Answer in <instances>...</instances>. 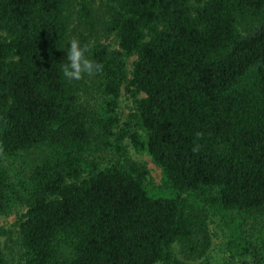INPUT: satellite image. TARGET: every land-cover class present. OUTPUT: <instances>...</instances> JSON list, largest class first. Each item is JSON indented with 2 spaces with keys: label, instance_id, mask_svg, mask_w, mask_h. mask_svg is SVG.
Here are the masks:
<instances>
[{
  "label": "trees",
  "instance_id": "1",
  "mask_svg": "<svg viewBox=\"0 0 264 264\" xmlns=\"http://www.w3.org/2000/svg\"><path fill=\"white\" fill-rule=\"evenodd\" d=\"M72 38L103 72L63 76ZM14 211L0 264H212L217 228L218 264H264V0H0V217Z\"/></svg>",
  "mask_w": 264,
  "mask_h": 264
},
{
  "label": "rangeland",
  "instance_id": "2",
  "mask_svg": "<svg viewBox=\"0 0 264 264\" xmlns=\"http://www.w3.org/2000/svg\"><path fill=\"white\" fill-rule=\"evenodd\" d=\"M106 43L110 45V47H116V41L113 38V36H110L108 39H104ZM134 58V56H131L128 58V69L130 68V62ZM119 105L121 110V118L125 119L129 111H131L133 102L131 100V97L128 93L124 91V89L121 90V95L119 98ZM128 150L130 154L137 159L138 161L144 162L147 169L149 170V181H148V189L150 193H156L160 190V183H161V168L155 164L149 155H147L145 152H137L136 149L132 146V144L128 143ZM33 154V153H32ZM35 155L33 154L34 157ZM19 211H21V208H19ZM18 211H14L8 215H4L0 217V224L8 225L15 221L16 216L18 215ZM211 226V225H210ZM213 226V225H212ZM225 237H223L221 231L219 228H217L216 232L213 235L212 238V244L209 249V253L211 255V261L212 264H218L222 262V257L226 256L225 250H224V242ZM199 260L195 261H189V264H198Z\"/></svg>",
  "mask_w": 264,
  "mask_h": 264
},
{
  "label": "clouds",
  "instance_id": "3",
  "mask_svg": "<svg viewBox=\"0 0 264 264\" xmlns=\"http://www.w3.org/2000/svg\"><path fill=\"white\" fill-rule=\"evenodd\" d=\"M89 46L82 44L77 38H72L66 52V63L62 65V74L68 80H81L85 75L93 76L103 72L102 63L94 61L88 55ZM203 132H196L195 139L203 138ZM201 145L194 141L192 152L199 153Z\"/></svg>",
  "mask_w": 264,
  "mask_h": 264
}]
</instances>
